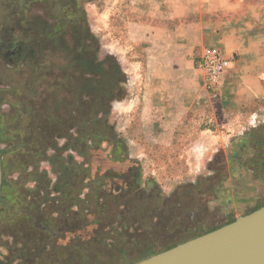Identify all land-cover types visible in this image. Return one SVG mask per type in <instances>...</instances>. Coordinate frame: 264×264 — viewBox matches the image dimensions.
<instances>
[{
	"label": "crops",
	"instance_id": "0c3cea01",
	"mask_svg": "<svg viewBox=\"0 0 264 264\" xmlns=\"http://www.w3.org/2000/svg\"><path fill=\"white\" fill-rule=\"evenodd\" d=\"M183 1L200 16L197 21H176L178 27L173 32L163 28L164 19L156 21L157 25L152 24L154 27H150L149 21L130 22L125 39L124 36L114 37L121 45V51H111V55L126 74V92L120 98H103L98 92L92 100L93 110L88 112L84 79L57 84V90L63 92H56L55 96L54 92L45 95L39 92L34 96L31 94L28 100L24 98L27 90H32L33 86L38 90L43 85L37 75L44 71L39 70L38 65L39 53L46 42L44 36L37 33L36 21H19L12 32L5 31L6 24L1 30L0 23V88H12L19 94L20 101L13 106L15 109L30 106L27 110L31 115L28 118L21 108L14 125L19 140L14 136L13 141L5 142L9 146L5 149L8 155L4 159L11 153H35L45 145L46 160L38 162L37 159L28 171H34L35 167L46 171L51 196L55 194L53 189L58 180L55 170L59 169L55 163L60 162L61 157L65 160L72 157L76 165L72 163L70 171L77 175L82 171L83 184L90 183L83 172L89 166L85 156L66 147L72 137L78 144L79 127L86 123V114L92 112L89 118L98 122L106 116V123L110 124L117 141L122 143L121 156H117V150L113 151V145L101 144V148L110 153L107 170L115 177V184L110 183L115 194L119 193L123 177L126 185L132 184L135 161L141 162L138 171L143 178L146 172L157 166L162 169L169 161L180 165L176 168L187 170L191 176L203 166L206 168L212 156L224 149V140L240 135L250 113L258 116L264 110V0H177V3ZM6 4V0H0L2 13L7 9ZM47 22L41 21L43 26ZM50 22H54L48 23L52 24L50 28L57 27V21ZM60 24L64 28V24ZM18 25L21 26L19 31H25L23 40L17 37L19 31L15 28ZM112 29L111 22V35L114 36ZM95 34L93 36L101 41ZM98 34L102 36L100 31ZM66 38L68 42L69 36ZM11 39L12 49L6 51V44ZM137 40L141 42V48L132 47ZM99 44L97 53L101 52V42ZM205 47H216L234 60L214 89L207 88L205 77L195 63ZM74 73H79V69ZM7 74L12 76L6 78ZM33 107L43 108L34 111ZM38 114L40 119L36 121ZM213 139L220 142L215 150ZM121 161L122 169L111 166ZM237 164L230 172L231 181H226L221 190L215 192L214 200L208 203L210 209H216L214 212L219 211L215 222L229 223L233 216L249 214L264 205V191L259 190L264 178L243 181V174L250 175V164ZM17 177L18 173L11 176ZM194 180L191 178L189 183L194 184ZM147 185L158 187L160 183L150 180ZM35 186V182L26 185L29 188ZM85 189L79 193L82 203L85 202V195L81 197Z\"/></svg>",
	"mask_w": 264,
	"mask_h": 264
},
{
	"label": "rangeland",
	"instance_id": "374dc122",
	"mask_svg": "<svg viewBox=\"0 0 264 264\" xmlns=\"http://www.w3.org/2000/svg\"><path fill=\"white\" fill-rule=\"evenodd\" d=\"M6 3L5 13L0 11L1 30H3L4 24H6L5 31L12 32L15 23H19V21H36L37 33L44 36L46 42L43 51L39 53L41 59L38 65L39 70L46 72L42 71L37 75L39 76L37 80L43 85L38 90L34 89L35 86L32 90H27V96L24 98L28 100L31 94L34 96V93L45 95L54 92L53 96H55L56 92H63L57 90L59 87L57 84L75 83L79 79H84L87 85L85 89L87 109H91L92 100L98 92L102 94L103 98H110V96L120 98L126 92V74L121 70V64H118L116 58L111 55V51H121V45L114 40V37L124 36L125 39L127 23L149 21L150 27H154L152 24L156 23L157 25L156 21L164 19L162 20L165 21L163 28L173 32V29L178 27L176 21H197L200 17L189 7L188 2L177 3V0H6ZM4 16L6 17L3 21ZM41 21L48 22L43 26ZM50 21H57V27L50 28V25L54 23ZM111 22L113 23L114 36L111 35ZM60 23L64 24V28ZM20 28L21 26L18 25L15 29L19 31ZM95 30L98 32H94ZM99 31L102 36L98 34ZM93 33H96L95 35L101 41H98ZM67 35L69 36L68 42ZM17 37L25 39V31H19ZM12 42V39L9 43L7 42L6 51L12 49ZM32 42L35 44V40ZM99 42H101V52L97 53ZM27 44L29 46V42H26ZM37 46L38 44L35 48ZM132 47L141 48V42L135 41ZM133 50L135 51V49ZM119 53L122 54V52ZM77 68L79 73H74L78 70ZM10 76L12 75L7 74L6 78ZM114 86L115 88H113ZM18 101H20V96L12 88H0V122L8 130L7 137H11L13 140L14 136L19 140V137L15 135L14 125L15 120L17 121L20 117L21 108L25 110L28 118L31 116L30 110H27L30 106H20L15 109L13 105ZM33 108L34 111H39L43 107ZM37 119H40L39 114L35 120L37 121ZM107 126L110 132H113L110 124ZM224 141V149L212 156V160L206 168L203 166L196 170L195 175L192 176L188 174L187 170L179 171L176 166L180 165L169 161L162 169L157 166L156 171L146 172L143 178L141 171H138L141 168V162L135 161L133 174H136L138 181L140 180L139 191L143 201L140 203L134 200L130 201L128 232L140 235L137 238L139 241L135 242L131 237L129 239L121 237L117 247H108L110 239L115 237L116 232L123 231L119 222L113 220L111 227L105 225L102 228L101 235L105 238V242H88L83 245L86 253L91 254L89 259L82 260L75 255H70L64 264H132L143 259L142 257L146 255L143 249L150 243L156 245L154 252L159 253L225 225L226 222H215V216L219 211L214 212L216 209L214 208V211L210 209L208 203L214 200L215 192H219L226 181H231L229 179L230 172L233 171L232 167L237 163V166L250 164V177L243 174V181L264 178V110L258 116L250 113L240 135ZM218 143L220 142L213 139L214 150ZM103 144L105 142H102ZM80 145L83 152L87 150L83 143ZM239 145H242L239 148V157L241 156L242 160L234 163L236 160L232 159L231 150ZM8 146L7 143L1 142L0 150H5ZM115 150L117 149L113 147V151ZM91 151L90 157H85V160L86 162L90 161L88 169H91V175L97 179L106 172L108 173L110 153L103 152L96 147ZM254 152L256 153L253 154ZM12 156V153L8 156L11 162ZM111 166L118 167L120 170L124 164L121 161ZM201 171L205 173L200 174ZM191 178L195 179L194 184L189 183ZM150 180L159 181L160 186H148L147 182ZM105 181L106 185L102 187V193H107L106 191L111 189L113 192L109 180ZM98 184L94 188L98 187L97 189H99ZM259 190L264 191V183ZM88 192L86 187L85 194L81 195V197L85 195V202L80 201L78 204L77 201L73 211L85 209ZM102 193L99 192L98 195ZM124 203L125 201L121 202V204ZM233 218L235 220L238 216H233ZM37 226L44 227L40 222L37 223ZM6 239L7 237H2V240ZM127 243L139 246L132 248L129 255L125 257L121 254L120 249ZM6 253V250L0 247L1 260H5Z\"/></svg>",
	"mask_w": 264,
	"mask_h": 264
},
{
	"label": "trees",
	"instance_id": "16d2710c",
	"mask_svg": "<svg viewBox=\"0 0 264 264\" xmlns=\"http://www.w3.org/2000/svg\"><path fill=\"white\" fill-rule=\"evenodd\" d=\"M105 108L103 101L104 112ZM91 109H87V112ZM91 114L92 112L86 114V123L79 127L78 144L77 139L72 137L68 139L66 148H74L81 156L90 157L91 149L94 150V147L107 152L108 150L101 148L102 142H107L117 149V156H120L122 143L117 141L114 132H110L105 121L106 116L98 122L89 118ZM7 133L6 126H2L0 122V143L13 141L11 137H7ZM29 141L30 139L27 142ZM80 143L84 144L86 151L83 152ZM44 147L45 145L35 153L26 152L22 155L12 153V162L10 157L6 156L4 159L7 150L1 149L3 179L0 192V247H3L7 253L5 260L0 259V264H64L70 255L82 260L89 259L91 254L86 253L83 245L88 242H105V238L101 235L102 228L105 225L111 227L113 220L119 222L123 231L116 232L115 237L110 239L108 247H117L121 237L127 239L131 237L135 242L139 241L137 238L140 235L128 232L130 201L139 203L143 201L136 174L133 176L132 184L126 185L125 178L121 179L122 185L119 186L118 194L113 193L112 190L102 193L101 189L106 185L105 180H109L110 183L113 181L112 184L116 182L109 171L96 179L91 175V169L87 168L83 171L84 176L91 182L83 184L82 171L80 175L70 171L72 163L76 165L73 158L65 160L61 157L60 162L55 163L56 168L59 169L55 170L58 180L53 189L55 194L51 196L50 180L46 171H40L37 167L32 172L28 171L29 166L37 159L38 162L46 160ZM87 163L90 164V161L87 160ZM16 173L18 177L11 178ZM29 182H35L36 186L26 187ZM97 183L100 191L98 187L94 188ZM84 187L89 190L85 209L73 211L77 200H81L79 193ZM99 192L102 194L98 195ZM122 201L125 203L121 204ZM233 221L234 219L230 222ZM39 222L44 227L37 226ZM3 236L7 237L5 241L2 240ZM135 246L139 245L130 243L123 245L120 249L121 254L128 256ZM155 248L156 245L150 243L143 249L146 255L142 258L156 254Z\"/></svg>",
	"mask_w": 264,
	"mask_h": 264
},
{
	"label": "water",
	"instance_id": "95a60500",
	"mask_svg": "<svg viewBox=\"0 0 264 264\" xmlns=\"http://www.w3.org/2000/svg\"><path fill=\"white\" fill-rule=\"evenodd\" d=\"M2 179L0 150V192ZM134 264H264V205Z\"/></svg>",
	"mask_w": 264,
	"mask_h": 264
},
{
	"label": "built area",
	"instance_id": "2783aa9c",
	"mask_svg": "<svg viewBox=\"0 0 264 264\" xmlns=\"http://www.w3.org/2000/svg\"><path fill=\"white\" fill-rule=\"evenodd\" d=\"M233 58L225 56L216 47L203 48L195 59L196 67L205 77L208 89H214L229 71Z\"/></svg>",
	"mask_w": 264,
	"mask_h": 264
},
{
	"label": "flooded vegetation",
	"instance_id": "af4514ba",
	"mask_svg": "<svg viewBox=\"0 0 264 264\" xmlns=\"http://www.w3.org/2000/svg\"><path fill=\"white\" fill-rule=\"evenodd\" d=\"M242 145H239L238 147H235L231 150V155H232V159H235L236 161L234 163H237L239 161L242 160L241 156L239 157V148L241 147ZM247 177V176H246ZM248 177H250V175H248Z\"/></svg>",
	"mask_w": 264,
	"mask_h": 264
}]
</instances>
